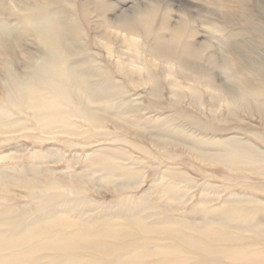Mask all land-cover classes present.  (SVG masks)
Returning a JSON list of instances; mask_svg holds the SVG:
<instances>
[{"label":"rangeland","instance_id":"1","mask_svg":"<svg viewBox=\"0 0 264 264\" xmlns=\"http://www.w3.org/2000/svg\"><path fill=\"white\" fill-rule=\"evenodd\" d=\"M48 18L70 25L61 67L118 90L102 105H87L97 124L75 116L43 126L32 120L28 99L12 107L29 86L45 96L39 71L48 66L55 78L60 67L37 36L35 25ZM261 75L264 0H0V210L29 206L36 216L29 183L38 193L48 177L70 186L55 201L62 212H75L81 192L86 215H116L125 200L150 223L165 213L192 225L221 224L214 210L227 197L264 203V191L253 189L264 190L257 164L226 169L210 158L228 140L264 155V94L238 97L242 88L264 89ZM100 154L121 167L105 173L91 161ZM252 223L264 230V211ZM242 234L250 243L254 233ZM248 245L264 251V241Z\"/></svg>","mask_w":264,"mask_h":264},{"label":"bare ground","instance_id":"2","mask_svg":"<svg viewBox=\"0 0 264 264\" xmlns=\"http://www.w3.org/2000/svg\"><path fill=\"white\" fill-rule=\"evenodd\" d=\"M51 21L48 18V22L45 20L35 26L39 39L49 46V60L59 63L60 67L55 71V78L47 75L48 66L39 71L44 77L41 79L45 82V96L40 95L35 86H29L22 89L24 93L19 91L23 94L14 97L12 107H19L20 99H28L32 120L43 126L66 125L67 119L75 116L86 118L90 125L97 124L100 118L89 111L87 105H102L118 90H111L109 85H101L102 82L96 86L84 72L61 67L59 61L70 50L64 40L70 25ZM257 81L259 87L264 86L263 76ZM254 90L242 88L238 97L245 101L264 94V89ZM261 105L264 111V102ZM217 150L210 158L226 169L238 168L239 164H257L264 176V155L250 144L228 140ZM91 161L107 174L121 167L110 154H100ZM123 173L128 177L137 174L130 168ZM174 176L188 181L184 175ZM46 181L38 193L37 184L29 183L30 196L38 211L36 216H29V206L23 210H0V264H264V251L248 245L264 241V230H258L252 223L253 216L264 211V203L255 204L252 200L239 203L227 197L223 206L214 210L223 219L221 224L192 225L168 219L165 213H159L161 221L154 223L153 219L150 223L145 216L137 214L139 207H127L125 200L118 202L120 212L116 215L106 211L86 215L80 212L86 201L81 192L75 195L78 202L71 210L75 212H62L55 201L65 196L70 186L53 177ZM71 188L80 190V186ZM253 189L264 191L259 186ZM167 190H172L170 195L177 200L175 186L171 184ZM113 216L119 220H113ZM230 227H234L236 234ZM247 230L254 235L250 243L245 244L242 233Z\"/></svg>","mask_w":264,"mask_h":264}]
</instances>
